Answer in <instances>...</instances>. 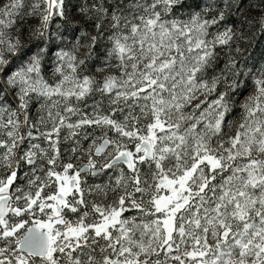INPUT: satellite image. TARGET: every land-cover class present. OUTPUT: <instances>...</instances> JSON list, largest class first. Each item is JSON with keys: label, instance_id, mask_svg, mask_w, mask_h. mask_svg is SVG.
I'll list each match as a JSON object with an SVG mask.
<instances>
[{"label": "snow or ice", "instance_id": "obj_1", "mask_svg": "<svg viewBox=\"0 0 264 264\" xmlns=\"http://www.w3.org/2000/svg\"><path fill=\"white\" fill-rule=\"evenodd\" d=\"M257 25L264 0H0V264H264Z\"/></svg>", "mask_w": 264, "mask_h": 264}, {"label": "trees", "instance_id": "obj_2", "mask_svg": "<svg viewBox=\"0 0 264 264\" xmlns=\"http://www.w3.org/2000/svg\"><path fill=\"white\" fill-rule=\"evenodd\" d=\"M258 28L259 26L257 25L252 29L254 44L251 45V51L249 53V55L255 59H259L262 55H264V34L260 33Z\"/></svg>", "mask_w": 264, "mask_h": 264}, {"label": "rangeland", "instance_id": "obj_3", "mask_svg": "<svg viewBox=\"0 0 264 264\" xmlns=\"http://www.w3.org/2000/svg\"><path fill=\"white\" fill-rule=\"evenodd\" d=\"M29 23L34 24L36 23L35 20H29ZM247 31V35L250 37V39L244 40L241 43L243 45H246L245 48V52L243 53V55H249L250 51H251V45L254 44V35L252 34V29L246 30ZM27 42V41H26ZM237 119H239V117H237Z\"/></svg>", "mask_w": 264, "mask_h": 264}]
</instances>
